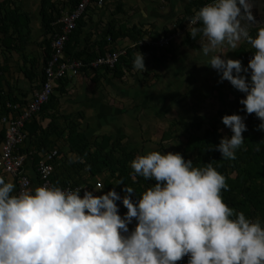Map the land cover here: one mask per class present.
I'll return each mask as SVG.
<instances>
[{"label": "clouds", "instance_id": "obj_1", "mask_svg": "<svg viewBox=\"0 0 264 264\" xmlns=\"http://www.w3.org/2000/svg\"><path fill=\"white\" fill-rule=\"evenodd\" d=\"M250 7L248 0H210L189 20V29L193 39L202 34L204 55L224 44L235 49L242 40L252 45L248 67L220 54L211 55L208 65L221 81L246 93L240 103L264 129V26L255 36L251 27L241 26L242 8L252 19ZM134 68L146 71L140 51ZM249 68L250 80L241 74ZM222 122L233 134L215 147L223 158L235 159L245 141V117L226 114ZM131 167L134 176L156 183L136 202L122 198L128 209L123 217L114 189L81 197L80 188L42 185L14 193L16 185L0 176V264H176L185 255L188 264H264V224L224 202L221 192L229 186L212 162L196 167L180 152L150 151L136 156ZM125 191L136 190L125 186ZM133 218L137 224L129 233Z\"/></svg>", "mask_w": 264, "mask_h": 264}, {"label": "crops", "instance_id": "obj_2", "mask_svg": "<svg viewBox=\"0 0 264 264\" xmlns=\"http://www.w3.org/2000/svg\"><path fill=\"white\" fill-rule=\"evenodd\" d=\"M44 1L0 0V2H14L12 8L16 6L31 15L28 62L36 59L37 71L41 76L44 73L45 49H47L41 16ZM52 1L63 5L67 0ZM192 1L113 0L103 7L92 5L84 15L85 28L80 42L73 44L74 49L70 50L73 53L85 51L83 56H87V49L92 47L98 54L99 46L106 39L111 23H114L117 29L136 26L152 33L170 34L171 29L176 30V24L184 18ZM66 10L62 11V14ZM261 26H264L263 13L257 16L254 26H250L251 34L255 36L256 28ZM188 34V32L181 33L170 48L157 50L155 56L144 55L146 71L129 69L123 65V75L119 77L116 76L115 71H107L105 69L107 67H104L97 72H86L78 77L55 82L53 101L46 108L47 112L45 111L41 116L42 120L39 116L42 129L46 130L50 125L55 126V129L52 127L51 130L52 135L42 143L36 139L32 143L29 137V140L20 147V153L27 158L26 169L32 180L33 189L40 186L41 182L38 173L39 164L53 152L59 153L54 161L55 170L62 168L64 171L63 175H60L59 183L83 185L89 181L86 167L81 164L84 169L73 168L68 162L78 161L80 156L71 149L72 146H76V142L67 138V124L71 122L65 121V117L72 118L74 120L72 123L79 126L88 138L98 141L107 138L110 140V145L120 141L129 150L137 151L138 155L150 151L166 152L161 147L164 146L168 150V141L181 142L183 134L176 127V123L180 120L188 123L203 122L206 126L209 125L211 120L200 115V107L209 106L213 102H218V110L227 107L233 114L244 116L247 122L248 116L240 108V101L245 97V93L236 89L230 81L226 79L221 81V74L208 65V62L211 55L220 54L222 58L239 59L242 67H248L255 49L247 40H242L235 49L224 44L214 53L204 55L200 49L202 34L193 43H189ZM0 38L3 36L0 35ZM133 45L134 43L126 38L120 39L114 46L115 49L127 50ZM66 56L72 58L67 52ZM0 63H6L7 66L4 73L0 72L2 73L0 99L1 96L10 95L19 107H27L40 90L44 80L41 77L29 78L27 75L32 73L31 64H25L15 52H5L1 40ZM241 74L247 76V73ZM4 116L12 118L11 115L0 110V146L4 142L6 133V128L2 124ZM161 127L167 130L158 136L157 128ZM170 128L173 135L170 140L164 141L163 137ZM63 130L66 131L64 136H58L57 133L63 134ZM67 168L70 170L67 171ZM59 171H55L56 174L57 172L60 174ZM0 176L4 177L5 182H13L16 185L14 193H17L16 180L4 173H0ZM108 176L109 174L103 173L89 182L98 184V189L103 193ZM54 177H52L53 185L56 183ZM113 182L116 184L114 179ZM136 224V218H133L129 228L134 230Z\"/></svg>", "mask_w": 264, "mask_h": 264}, {"label": "trees", "instance_id": "obj_3", "mask_svg": "<svg viewBox=\"0 0 264 264\" xmlns=\"http://www.w3.org/2000/svg\"><path fill=\"white\" fill-rule=\"evenodd\" d=\"M209 2L210 0H193L189 4L184 18L179 20L176 26L178 28L182 27L187 21L195 16V13L203 5ZM79 3L80 0H67L63 5L57 4L52 0H45L43 2L41 16L43 28L45 30L44 43L47 47V49H45L46 58L44 65L48 62L52 54V39L56 33L60 32V27L55 25V23L62 16V11L66 9L73 10ZM12 4H14V2H0V35L3 36V38H0L1 45L3 46L5 52H15L21 57L25 64H31L30 68L32 73L31 75H27L29 78H31V76L34 78L41 77V79L44 80V73H42L41 76L37 71L38 63L36 59H31L28 62L29 56L27 55V48L31 40V15L16 6L12 8ZM83 19L84 16L77 23V28L73 33H71L70 40L66 46V52L70 53L73 59L89 63L100 56H104L108 52L117 51L118 49H115L114 45H117L120 39L127 38L134 43L133 46L126 50V55H123L120 58L119 63L114 67V69L105 68L110 72L115 71L116 76L121 77L123 75V65L129 69H134V59L138 51L142 52L144 55L155 56L157 50H162L152 46L141 47L138 43L148 35L152 36L153 39H158L163 35H166V33H152L151 31H145L136 26L128 29L124 27L117 29L114 23H111L106 39H104L99 46L100 52L98 54L92 47L87 49V56H83L85 55V51L83 53H73L70 49H74L73 44L75 45L80 42V37L84 32L85 22ZM197 26H199V24ZM200 35L201 33H197L196 38L193 39L189 33V43L196 42ZM6 70V63H0V72L4 73ZM246 77L250 80L251 69L247 72ZM53 98L54 95L51 96L49 103L43 107L41 113L26 124L25 130L28 134V140L30 137L32 143H34L35 139L39 142L41 141V143L45 142L47 138L52 135V127L55 129V126L53 125H50L46 130L42 129L41 121L39 119V116L41 117L44 115L45 111L47 112L46 108L49 107ZM244 98H246V93ZM9 102L14 105H18L15 99L10 95L7 97L1 96L0 105L2 107H0V110L1 112L5 111L6 114L11 115L14 119L17 116L15 115V111L9 108ZM20 108L23 109V107ZM240 108L248 116V121L245 122L247 129L244 133H242L245 141L243 145L236 150L235 159L223 158L221 152L215 147L220 143L223 136L231 137L233 134L231 129L225 126L222 122V117L224 115L233 114L227 107L220 108L217 115L210 119L211 121L208 126H206L203 122L195 121L191 123L183 120H180L179 123L175 122L177 129L183 134V136H186L187 140L183 143V147L178 149V152H180L186 160L191 159L193 161V165L196 167H203L205 164L212 162L213 166L226 177V183L229 186L227 189H222L221 192L224 202L227 203L228 206L234 208L236 213L244 212L246 218H250L252 220L259 218L262 224H264V130L259 127L260 118L255 113H247L245 106L241 103ZM65 121L71 122V124H67V138L69 141L72 139L76 142V146H72L71 149L73 152H77L80 156L78 161L68 162L72 164L73 168L78 167L79 169L86 167V170L89 172V181L94 180L103 173L109 174L108 179L105 180L106 189L102 195L107 193L112 188L122 198L129 195L131 196L133 202H136L139 199V196L142 195L147 188L156 183L155 180L151 179L147 182V178L139 174H136L135 176L133 175L134 169L131 167V161L138 156L137 151L129 150V148L127 146H123L120 141L110 145V140L107 138H103L101 141L90 139L79 128V126L72 123L74 122L72 118L65 117ZM221 125L225 127L228 132L227 135L222 132ZM171 129L172 128L165 133L163 140L171 139L173 135ZM65 133L66 131L63 130V134L57 133V135L61 137V135L64 136ZM44 147L46 148V146ZM81 164L83 167L80 166ZM57 170H60V174L58 172L56 174L55 171ZM57 170H55L53 174V177L55 176L53 179L56 181L55 184L57 186L62 188L67 186H82L81 183H59L58 180L61 177L60 175H63L64 171L62 168H58ZM69 170L70 169L67 168V171ZM113 179L116 181V184L113 182ZM89 181L88 183L83 184V186H89L92 188L97 187L98 184H93ZM125 186L132 187L136 191L129 194L125 191ZM122 198L116 202L123 205ZM127 211V207L123 205L121 216L123 217ZM176 264H188V262L181 259L177 261Z\"/></svg>", "mask_w": 264, "mask_h": 264}, {"label": "built area", "instance_id": "obj_4", "mask_svg": "<svg viewBox=\"0 0 264 264\" xmlns=\"http://www.w3.org/2000/svg\"><path fill=\"white\" fill-rule=\"evenodd\" d=\"M113 0H80V3L73 10H66L55 25L61 27L60 32L56 33L51 42L52 54L44 67L45 79L40 90L34 95L29 105L23 109L19 105L8 103L10 109L17 114L16 118L4 116L2 124L6 128L5 139L0 146V173L11 176L16 180L17 193L24 190H33L32 180L26 169L27 158L19 152L20 147L28 140V134L25 130L26 124L37 117L43 107L49 103L54 93L55 82L66 78H74L82 73L95 72L101 68H114L123 55H126V49H118L114 52H108L104 56L86 63L82 60L68 58L66 56V46L70 40L71 33L77 28V23L83 18L88 8L92 5L103 7L112 3ZM190 21H187L182 27L177 28L172 33L153 39L148 35L138 44L143 46H152L157 49L170 48L181 33H190ZM199 24V22H198ZM197 24V25H198ZM194 25V26H197ZM1 77V73H0ZM262 123L260 119V124ZM264 130V129H263ZM58 152H53L39 164L38 173L41 179L40 186L53 185L52 177L55 171L54 161L58 157ZM80 188V195L83 197L86 191H92L94 196L102 195L98 187L89 186H67L65 190H75ZM118 204L119 214L123 211V205ZM133 231L129 228V233ZM182 259H190V255H185Z\"/></svg>", "mask_w": 264, "mask_h": 264}, {"label": "rangeland", "instance_id": "obj_5", "mask_svg": "<svg viewBox=\"0 0 264 264\" xmlns=\"http://www.w3.org/2000/svg\"><path fill=\"white\" fill-rule=\"evenodd\" d=\"M122 18H123V16H122ZM178 27H176L175 29H177ZM174 30L173 29H171V33L173 32ZM152 32V31H151ZM164 36V35H163ZM218 103V102H217ZM217 103H210L209 104V106H205V107H200V115H202V117L204 118H206V119H211V118H213L214 116H216L217 115V112H218V106H217ZM208 126V125H207ZM222 126V132H224V134H226L227 135V131H226V129H225V127H223V125H221ZM221 128V127H220ZM157 130H158V133H157V135L158 136H161L162 135V133H163V131L165 132L167 129H165V128H157ZM156 138H157V136H155ZM181 137V136H180ZM165 141V140H164ZM187 140H186V136H183L182 135V137H181V142L180 141H178V142H170V141H168L169 142V144H168V150L166 149V148H164V146L163 147H161V148H163L164 150H166V152H165V154L167 153V152H175V151H177L178 149H180V148H182L183 146V143H185ZM167 142V141H166ZM173 143H175L174 145H173ZM164 144V143H163ZM161 145H158V146H161Z\"/></svg>", "mask_w": 264, "mask_h": 264}, {"label": "water", "instance_id": "obj_6", "mask_svg": "<svg viewBox=\"0 0 264 264\" xmlns=\"http://www.w3.org/2000/svg\"><path fill=\"white\" fill-rule=\"evenodd\" d=\"M248 3L251 5L249 11L251 12L252 19H248L247 15L244 12V9L242 8V15L243 18L241 19V26H254L255 21L257 20V16L259 14H264V0H248ZM240 18V17H238Z\"/></svg>", "mask_w": 264, "mask_h": 264}]
</instances>
